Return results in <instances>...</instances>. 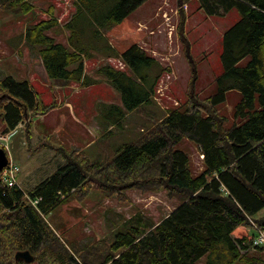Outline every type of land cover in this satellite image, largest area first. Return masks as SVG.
Masks as SVG:
<instances>
[{
	"label": "trees",
	"instance_id": "obj_1",
	"mask_svg": "<svg viewBox=\"0 0 264 264\" xmlns=\"http://www.w3.org/2000/svg\"><path fill=\"white\" fill-rule=\"evenodd\" d=\"M144 1L73 0L63 25L50 6L47 18L28 23L19 36L39 58L44 76L56 83L95 84L97 79L84 72V61L121 58L123 70L107 62L95 70L121 100L97 104L105 135L111 132L109 126H121L131 111L152 125L134 141L118 144L114 156L102 163L72 145L60 147L62 163L27 190L0 180V264H24L14 260V253L25 249L44 264H199L207 253V264H264L262 248L252 247V236H232L251 221L264 229V214L255 216L264 209V0H198L206 14L223 15L236 7L240 19L223 33L217 93L205 99L190 94L163 116L153 96L168 67L137 42L115 46L109 37ZM185 2L177 0L181 42L186 37ZM33 7L30 0H0V9L10 13H29ZM61 28L67 31L65 42L56 38ZM186 55L190 59L187 42ZM230 90H238L240 98L231 125L225 126L227 117L213 104L224 101ZM55 106V100L44 103L29 81L0 79L6 131L23 121L29 140L31 118ZM183 139L193 141L203 155L197 174L188 168V155L174 149ZM93 187L121 202L130 201L127 190L132 188L165 190L179 204L157 222L137 212L117 226L112 243L103 236L74 251L45 216L69 198L81 201ZM36 198L34 205L30 200Z\"/></svg>",
	"mask_w": 264,
	"mask_h": 264
},
{
	"label": "rangeland",
	"instance_id": "obj_2",
	"mask_svg": "<svg viewBox=\"0 0 264 264\" xmlns=\"http://www.w3.org/2000/svg\"><path fill=\"white\" fill-rule=\"evenodd\" d=\"M69 1L62 0L65 6ZM32 2L34 7L29 13L9 14L0 9V79L12 76L18 81H29L44 103L53 100L63 103L61 111L67 114L70 120L66 123L56 120L53 123V116H57V112L50 110L49 114L44 116V120L39 116L31 118L29 140L20 126L10 133V147L6 152L13 164L18 167L15 179L18 186L24 190L40 182L62 163L63 159L58 153L60 147L68 149L74 145L90 160L102 163L108 156H114L118 144L134 141L152 125L137 112L131 111L121 126L109 127L111 132L105 135L106 130L104 124L103 126L100 124L102 122L96 108L98 100L121 104L119 93L110 84L100 82L86 87L74 86L77 82H69L55 88L51 81L43 77L26 60V56L21 57L19 53L14 52L12 43L6 39L13 33L8 34L5 30L13 26L20 31L25 22L28 24L47 18L45 10L47 12L50 6H54L57 10L60 0H32ZM144 2L146 8H138L139 5L138 9L133 10L120 26L112 29L109 37L115 46L138 41L137 43H140L149 54L168 67L170 77H166V73H163L156 85V89L161 88L156 93L158 102L155 101L160 116L165 114L167 108L182 105L190 94H194L198 99L215 95L216 78L223 71L221 61L223 33L240 19L237 8L233 7L223 15H209L202 10L198 0H186L187 9L184 12L186 37L185 42H181L177 34L179 12L175 14L177 0H145ZM158 6L160 7L157 13ZM149 7H152L151 10L146 12ZM163 11L168 13L170 22L175 27L171 39L167 35L168 27L162 18ZM13 23L15 25H12ZM139 24H143L144 27L138 29ZM21 35L22 33L13 38L16 46L21 43V39L19 40ZM62 37L58 32L57 40L61 42ZM186 42L190 59L186 55ZM28 49L24 43L20 46V51L25 55H28ZM192 67L196 68L194 79H192ZM93 77L103 79L98 74H94ZM239 98L238 90H230L226 92L224 101L213 104L217 111L227 117L225 126L231 125L233 110ZM69 104L74 106L73 110ZM5 128L0 115V132ZM22 140L26 141L25 145L22 144ZM174 149L182 150L188 155V168L192 174L201 172L202 158L193 141L183 139L174 146ZM127 194L130 201L121 202L115 195L103 196L93 187L84 199L77 201L69 198L67 202L46 214L45 219L57 230L56 233L68 247L78 251L84 248L86 243L103 236H107L108 243H112L115 241L117 226L137 212L157 222L179 204L176 198H169L165 190L142 192L132 188L127 190ZM261 214H264V209L255 216ZM254 233L252 225H244L237 227L232 235L251 237ZM249 252L254 251L249 248ZM259 252L264 257V250ZM207 261L208 253L203 255L198 263L207 264ZM24 264L44 263L33 261ZM233 264L239 263L236 261Z\"/></svg>",
	"mask_w": 264,
	"mask_h": 264
},
{
	"label": "crops",
	"instance_id": "obj_3",
	"mask_svg": "<svg viewBox=\"0 0 264 264\" xmlns=\"http://www.w3.org/2000/svg\"><path fill=\"white\" fill-rule=\"evenodd\" d=\"M30 2L34 5V3L32 2V0H30ZM144 3L145 2H143L138 8H146V7H144L145 5H144ZM53 7V13L56 15V18H57V20L59 21V23H60V25H63L68 19H69V16H70V14L72 13V11H73V5H72V0H70L69 2H68V5H64L63 4V2H62V0H60V2L58 3V6H57V10H56V8L54 7V6H52ZM137 8V9H138ZM151 8L152 7H149L148 9H146V12H148L149 10H151ZM153 11L155 12V9L153 8ZM48 12V11H47ZM46 12V10H45V14L47 15V17H48V13ZM9 14H11L10 12H9ZM10 25H11V23H10ZM12 25H15L14 23L12 24ZM27 25V22H25L24 24H23V26H22V30H20V31H17L16 30V27H13V26H9L8 28H7V24H6V32L9 34V32H11V33H13L12 35H10L9 36V38L8 37H6V39H7V41L9 42V43H12V47H13V49H14V52H17V53H19V55L21 56V57H23V56H26L25 58H26V60L32 65V66H34V68L36 69V70H38V72L42 75V76H44V74H43V71L41 70V66H40V62H38L39 61V58L38 57H33L34 55L33 54H31V52H30V50H29V53H28V55H25V54H23L21 51H20V46H22V44H23V42H21L18 46H16L15 45V43H14V41H13V38L15 37V36H17V35H20L21 33L23 34L24 33V30H25V26ZM9 29H10V31H9ZM62 30H60V32H59V34H61L63 37H62V39H61V42H65V40H66V34H67V31L65 30V29H63V28H61ZM112 30H110V32H111ZM12 41V42H11ZM138 42V41H137ZM33 55V56H32ZM113 58H102V57H98V58H94V59H91V60H85L84 61V72L85 73H87L88 75H90V76H92L93 77V75L94 74H96L95 73V70H96V68L98 67V66H100L101 64H103V63H105L106 61H110L111 62V60H112ZM115 59V58H114ZM42 72V73H41ZM45 77V76H44ZM46 78V77H45ZM93 78H95V79H97V82L96 83H100V82H103L104 84H109V83H106V81H105V78L103 77V79H101V78H97V77H93ZM47 80H48V78H46ZM49 82L51 81V80H48ZM69 83V82H68ZM51 84H53V86L55 87V88H57V87H61L62 85H64V84H66V83H64V84H62V83H56V82H53V81H51ZM78 85H81L80 84V82H77V83H75L74 84V86H78ZM93 85V84H92ZM81 86H83V85H81ZM91 85H89V86H86V87H90ZM56 101V100H55ZM99 102H105V103H112V102H108V101H102V100H98V102H97V104L99 103ZM62 106H63V103H57L56 102V106L53 108V109H51L52 111H56L57 112V116H53V119H52V122L53 123H55L56 122V120H58L59 122H61V123H66L68 120H70L69 119V116L67 115V114H65L64 112H62L61 111V108H62ZM69 107L73 110L74 109V106H72L71 104H69ZM49 114V112L48 113H46V114H43V115H38L39 117H43L41 120H44V116H46V115H48ZM109 127H111V126H109ZM108 127V128H109ZM233 236V235H232ZM234 237V236H233Z\"/></svg>",
	"mask_w": 264,
	"mask_h": 264
},
{
	"label": "built area",
	"instance_id": "obj_4",
	"mask_svg": "<svg viewBox=\"0 0 264 264\" xmlns=\"http://www.w3.org/2000/svg\"><path fill=\"white\" fill-rule=\"evenodd\" d=\"M183 6H184V8H186L185 4ZM176 11L177 10L175 9V14H176ZM162 18L164 20V23L168 27L167 35L169 36V39H171V36H172V33H173L175 27L171 24L170 16L168 15V13L166 11H163ZM142 27H144V25L139 24L138 29H141ZM150 32H152V31H150ZM111 63L120 69L124 68V63L119 59H112ZM166 77H170V74L166 73ZM160 89L161 88L155 89V94H154L153 98H154V101H156V102H158V98H157L156 93ZM19 126L22 127L23 123L19 124ZM11 132H13V130L8 131V132H0V147L4 148L5 150H8L10 147L9 142H10V133ZM17 171H18V167L15 164H13V162L10 159L8 165L0 171L1 181L6 183L7 186L15 185L16 184L15 177H16ZM38 200H39V198L31 199L30 201L32 202V204L35 205V204H37ZM251 223H252V226H253L254 231H255V234L252 238V245L255 247H262L264 249V229L255 225L253 222H251Z\"/></svg>",
	"mask_w": 264,
	"mask_h": 264
},
{
	"label": "water",
	"instance_id": "obj_5",
	"mask_svg": "<svg viewBox=\"0 0 264 264\" xmlns=\"http://www.w3.org/2000/svg\"><path fill=\"white\" fill-rule=\"evenodd\" d=\"M8 156L3 148L0 147V170L7 164ZM15 261H23L24 263H31L34 261V255L29 250H17L14 253Z\"/></svg>",
	"mask_w": 264,
	"mask_h": 264
}]
</instances>
